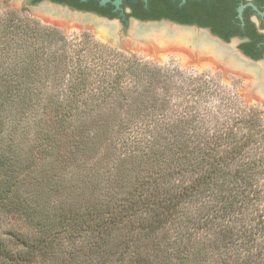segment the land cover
<instances>
[{
    "label": "trees",
    "instance_id": "trees-1",
    "mask_svg": "<svg viewBox=\"0 0 264 264\" xmlns=\"http://www.w3.org/2000/svg\"><path fill=\"white\" fill-rule=\"evenodd\" d=\"M53 1L83 8L79 0ZM99 2L86 8L116 17ZM144 2L130 5L138 18L194 20L182 13L187 5L150 0L146 9ZM1 7L0 210L29 223L33 233L17 251L26 261L264 264L259 111L227 107L229 97L215 110L190 106L191 97L214 96L207 81L177 77L86 33L70 40ZM40 162L52 181L37 174ZM23 176L49 187L51 198L73 189L53 212L51 203L24 197ZM63 244L69 250L60 255L55 246Z\"/></svg>",
    "mask_w": 264,
    "mask_h": 264
},
{
    "label": "rangeland",
    "instance_id": "rangeland-1",
    "mask_svg": "<svg viewBox=\"0 0 264 264\" xmlns=\"http://www.w3.org/2000/svg\"><path fill=\"white\" fill-rule=\"evenodd\" d=\"M0 3L2 4L1 11L4 9L13 10L22 16L40 22L43 26L57 28L70 40L86 33L93 37L95 42L108 45L119 53L137 57L142 61L157 65L162 70L177 72V77L182 75L193 80L207 81L209 91L213 92L214 96L208 97L209 99L202 97V99L199 98L200 100L197 97H191L194 101L191 100L190 102L191 98H189L190 106L215 110L222 103L221 97L223 99L229 97V100L223 102L227 107L255 109L261 113L264 122V77L253 81L251 76L252 73L254 75L253 70L247 67L238 68L239 66L235 63L229 65L232 57L240 58L236 55L234 49H231L235 46L237 48V44H233V42L228 43L229 45H223L222 48L227 50V54L223 55L221 51L219 53L218 50L212 49L211 44L217 46V43L203 44L196 39L197 36H200V31L194 32L190 29L176 28L175 25L172 26L173 28L169 26H161L160 29L154 28L152 29L154 32L147 33L148 36L139 40L129 33L130 24L124 26L117 20H111L115 24L111 26L105 24L103 19L99 17H85L86 14L82 12L69 11L58 5L46 3L33 4L29 0H0ZM163 27H168L177 32H189L190 35L195 36L196 40H179L180 37L177 34L161 31ZM154 36L160 37V39L157 40ZM242 60L244 63L246 62V65L254 67L249 63L250 60H248L249 62ZM256 63L260 65L261 75L264 76V59ZM175 94L177 95L176 103L183 100L177 91ZM46 165L40 162L36 171L44 181L48 179V182L50 179L52 181V173L51 175L46 173ZM40 176L37 178L38 180ZM22 181H24L26 187L24 197L29 202H35L36 200L38 202L43 199V203H51L50 208L53 212L58 210L59 203L64 200L68 201V191L73 189L70 185H66L59 195L56 194L54 198H51L50 193L53 191L45 184L42 186L37 184L36 186L34 180L26 176L22 177ZM28 224L27 221L21 220L16 215L0 210V242L3 246V250L0 252V264H43L40 259L34 260L35 262H28L24 255L19 254L25 251L22 244L23 237L29 238L33 233ZM55 249L56 253L63 255L68 253L69 246L66 244L58 245L55 246Z\"/></svg>",
    "mask_w": 264,
    "mask_h": 264
},
{
    "label": "flooded vegetation",
    "instance_id": "flooded-vegetation-1",
    "mask_svg": "<svg viewBox=\"0 0 264 264\" xmlns=\"http://www.w3.org/2000/svg\"><path fill=\"white\" fill-rule=\"evenodd\" d=\"M29 1L33 4H40L46 1L51 2L54 5L68 8L70 11L92 13L110 20H117L124 26H128L131 19H136L142 22H159L167 20L183 26H193L200 29H206L222 40L225 45H229L228 43L232 42L236 43L237 49L251 62L256 63L257 61L264 59V0H172L178 9L183 8L186 5L188 6V10L190 11H183L182 13L194 19L191 24H180L163 17H161V20H151L143 17L138 18L137 15L134 14V9L130 6L132 2L137 0H124L119 8H117L113 2L110 3L111 7H107V5L102 6L99 2V6L103 8L104 12H107L109 15H116V17L113 18L108 15L101 16L97 11L86 8L90 0H79V4H81L83 8L54 2L53 0ZM140 1L144 2V0ZM149 1L150 0L144 2L146 9H148L147 3ZM194 3H204L207 11H204V13L203 11H193L191 7ZM175 12L179 13V11ZM200 14L205 15L204 26H200V24L195 21V18ZM213 28L226 33L229 40L227 41L223 37L215 35L213 33ZM249 45L254 47L252 54H249L246 51L245 47Z\"/></svg>",
    "mask_w": 264,
    "mask_h": 264
},
{
    "label": "water",
    "instance_id": "water-1",
    "mask_svg": "<svg viewBox=\"0 0 264 264\" xmlns=\"http://www.w3.org/2000/svg\"><path fill=\"white\" fill-rule=\"evenodd\" d=\"M100 1V4L102 5V6H105V5H107L108 3H111V2H113L114 3V5L117 7V8H119L120 7V5L122 4V2L124 1V0H99ZM44 3H46V4H51V5H54L53 3H51V2H44ZM59 7H61V6H59ZM62 8H64V7H62ZM65 9H67V10H69L70 11V9H68V8H65ZM77 12H79V11H77ZM83 13V12H82ZM86 14V16L85 17H92V18H97V17H99V18H101V19H103V22L106 24H108V25H111V26H114L115 24L113 23V22H111V20L110 19H107V18H103V17H100V16H97V15H94V14H92V13H85ZM116 23V22H115ZM118 23V22H117ZM173 25H175L176 26V28L178 27V28H182V29H190V30H193L194 32H197V31H200V36L201 37H204L205 39H207L208 41H210V42H215V43H217L218 45H220L221 47H224L225 46V44L223 43V41L222 40H220L218 37H216V36H214L209 30H206V29H200V28H197V27H193V26H183V25H179V24H175V23H173V22H170V21H167V20H164V21H159V22H142V21H138V20H136V19H131V21H130V31H129V33H131L132 35H134V36H136L137 37V39H139V40H142V38H145L146 36H148L149 34H147V33H149V32H151V30H149V29H147V31H145V30H139L140 31V33H137V29H142V28H147V27H161V26H169V27H172ZM173 28V27H172ZM158 31V30H157ZM152 32H154V31H152ZM197 39V38H196ZM233 44H236V43H233ZM224 45V46H223ZM232 50L234 49V51H235V53H236V55L238 56V57H240V58H242V59H244V60H246V61H248L249 59H247L237 48H236V46L235 47H233V48H231ZM249 62V61H248ZM249 63H251L252 65H254V66H260L258 63H255V62H249Z\"/></svg>",
    "mask_w": 264,
    "mask_h": 264
},
{
    "label": "bare ground",
    "instance_id": "bare-ground-1",
    "mask_svg": "<svg viewBox=\"0 0 264 264\" xmlns=\"http://www.w3.org/2000/svg\"><path fill=\"white\" fill-rule=\"evenodd\" d=\"M51 11V10H50ZM93 21V20H92ZM158 29L159 27H145V28H142V29H137V33H140V31L139 30H145V31H147V29H149V30H151V32L150 33H152V29ZM165 28V29H164ZM160 29V28H159ZM161 31H163L164 33L166 32V33H173V34H177V36H179L180 37V39L179 40H187V41H189V40H196L195 39V36L193 37L192 36V34L190 35V33L189 32H187V33H185V32H177L176 30H173V29H170V28H168V27H163L162 29H161ZM162 32V33H163ZM198 38H197V40L198 41H200V42H202L203 44H207V43H209L210 41H208L207 39H205L204 37H200V36H197ZM154 38H156L157 40L158 39H160V37H157V36H154ZM155 39V40H156ZM160 42V41H159ZM212 45V49L213 50H218V52L220 53V51L222 52V54L223 55H226L227 54V50L225 49V48H222V47H220V46H216L215 44H211ZM203 46V45H202ZM231 60V62H230V64L229 65H231V64H237L239 67L238 68H245V67H247L248 69H251V70H253L252 72H254V75H253V73H252V79H253V81H255L256 79H263V77L264 76H262L261 74H262V72H260L262 69L260 68V66L257 68L256 66H254V67H252V66H249L248 64L246 65L244 62H243V60L242 59H240V58H237V57H232V59H230ZM228 65V64H227ZM256 67V68H255ZM245 70V69H244ZM251 74V73H250ZM260 75H261V78H260ZM257 77V78H256Z\"/></svg>",
    "mask_w": 264,
    "mask_h": 264
}]
</instances>
